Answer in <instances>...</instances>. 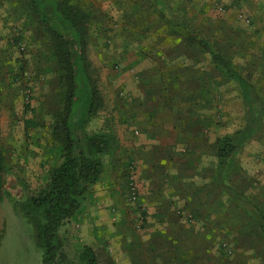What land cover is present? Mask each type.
Wrapping results in <instances>:
<instances>
[{"label":"rangeland","instance_id":"374dc122","mask_svg":"<svg viewBox=\"0 0 264 264\" xmlns=\"http://www.w3.org/2000/svg\"><path fill=\"white\" fill-rule=\"evenodd\" d=\"M70 1L90 14L85 24L84 54L89 64L84 70V78L92 81L100 97L103 94L112 99L113 94L119 95L118 90L124 93V89H131L132 74L127 72L125 76L115 60L119 31H141L142 28L133 21L138 17L141 21L145 12L151 21L147 26L154 27L156 23L152 20L156 14L153 12L160 8L159 0ZM162 1L164 14L170 19L183 15L185 25L198 31L201 38L210 43L211 49L245 76L264 103V0H167L166 5L165 0ZM41 7L36 0H0V149L4 157L0 187V264H41V250L34 242L33 225L12 210L9 195L18 197L35 191L46 181L48 170L61 160L59 146L50 134L53 112L61 106V87L49 38L42 24L44 10ZM158 11L160 13L161 10ZM225 35L231 39L236 37L237 44L235 39L232 40L234 48L229 49L222 39L219 40ZM256 54H261L258 56L261 58L257 59ZM200 57L202 75H205L204 79L210 75L212 88L211 102H201L200 109L202 113H211L213 143L216 137L242 125L244 110L237 84L222 74L216 64L209 63L205 51H201ZM83 82L78 89L79 98L74 102V135L79 140L84 135L100 131L117 135L121 128L109 116L110 111L102 98L96 113L82 121L87 102ZM125 134L127 142H132L128 139L133 140L136 136L132 130L128 133L127 129ZM117 143L118 148L113 154H104L101 158L105 163L108 161L104 167H111L113 171L115 166L119 168L121 182L118 186L124 185L125 188L131 167L129 164L126 169L119 161H131V157H125L132 151L121 149L118 140ZM230 161H264V114L261 127L251 139L239 146ZM236 179L242 184L245 182L243 177ZM98 190V182L95 181L90 185V191L97 193ZM119 205L101 213L99 235L104 238L106 234L108 240L112 239L114 225V229L118 227L124 233L121 238L126 241L145 240L146 221L137 198L131 202L122 199ZM259 205L264 207V199ZM119 211L123 218L118 219L117 224V221L111 223L109 215L120 217ZM83 217L85 214L80 206L59 226L57 238L63 256L55 264H80L77 256L85 244L81 238ZM97 253L100 264H104V253Z\"/></svg>","mask_w":264,"mask_h":264},{"label":"crops","instance_id":"0c3cea01","mask_svg":"<svg viewBox=\"0 0 264 264\" xmlns=\"http://www.w3.org/2000/svg\"><path fill=\"white\" fill-rule=\"evenodd\" d=\"M161 2L153 12V23L158 9L163 11ZM142 14L141 21L139 17L130 21L141 31H119L115 59L125 76L132 74V88L124 89L126 93L118 90L121 97L113 94L111 99L102 94L101 98L121 128L115 135L121 149L132 151L125 157L131 161L119 162L126 169L130 164L137 204L146 221L145 240L126 241L114 225L112 239L99 235L101 213L112 210L113 205L118 208L122 199L128 200L124 185L118 186L119 168L115 166L113 171L102 161L96 180L99 190L96 193L89 188L81 204L85 214L82 241L94 250L97 264V252L104 253V264H264V236L252 208L242 199L264 214V207L259 205L264 199V161H230L238 147L225 161L222 177L241 198L222 189L216 181L211 113L200 109L201 102L212 100L210 91L207 98L202 96L210 75L208 81L202 75L200 48L195 43L187 47L190 42L185 32L161 28L159 21L149 28L151 21L146 12ZM232 38L225 35L219 40L230 49L234 48L232 40L235 44L238 41ZM256 56L261 58V54ZM126 129L136 135L128 139L132 142L126 141ZM236 177H243L245 182H238ZM118 215H109L111 223H119L123 215L120 211Z\"/></svg>","mask_w":264,"mask_h":264},{"label":"trees","instance_id":"16d2710c","mask_svg":"<svg viewBox=\"0 0 264 264\" xmlns=\"http://www.w3.org/2000/svg\"><path fill=\"white\" fill-rule=\"evenodd\" d=\"M36 1L44 10L42 24L49 38L51 54L57 69V81L61 87V106L53 112L50 127L51 138L59 146L61 160L48 170L46 181L42 186L18 197L9 195V201L12 210L33 225L34 242L41 250V264H55L63 256L57 238L59 226L79 209L89 192L90 185L100 176L101 156L113 154L118 148V143L115 136L107 131L84 135L81 140L74 135L72 114L74 102L79 98L78 89L83 80H85L83 84L87 102L85 119L82 121L94 115L101 104L96 86L89 78H84V70L89 64L84 54L85 24L89 21L90 14L78 9L70 0ZM158 14L157 21L161 28L185 32V38L190 42L187 47L192 46V43L198 45L200 51L207 53L209 63L216 64L221 73L233 80L240 90L244 110L242 125L214 140L216 181L225 192L234 198H239L240 193L224 183L222 172L225 161L231 153L251 139L261 127L264 114L263 99L245 76L211 49L209 42L203 40L201 36L195 37L199 32L185 25L184 16L183 18L175 16L176 18L171 20L168 15L161 14V11ZM208 87L202 88V96L205 98L208 96V91L212 93L211 84ZM3 168L4 157L0 149V187ZM242 199L252 208L255 222L264 236V214L256 205L245 198ZM77 257L80 264H97L94 250L86 244L81 247Z\"/></svg>","mask_w":264,"mask_h":264},{"label":"built area","instance_id":"2783aa9c","mask_svg":"<svg viewBox=\"0 0 264 264\" xmlns=\"http://www.w3.org/2000/svg\"><path fill=\"white\" fill-rule=\"evenodd\" d=\"M125 190H126L127 199L129 201H134L137 197V188L131 173H129L127 176Z\"/></svg>","mask_w":264,"mask_h":264}]
</instances>
